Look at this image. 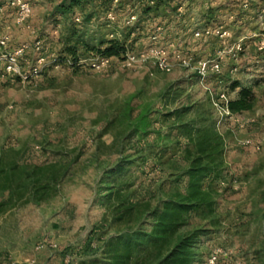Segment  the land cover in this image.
I'll use <instances>...</instances> for the list:
<instances>
[{"label": "rangeland", "instance_id": "1", "mask_svg": "<svg viewBox=\"0 0 264 264\" xmlns=\"http://www.w3.org/2000/svg\"><path fill=\"white\" fill-rule=\"evenodd\" d=\"M25 1L30 16L23 26L14 24L12 10L0 14V38L8 37V50L28 46L21 59L24 72L39 58L46 65L28 82L0 79L3 261L108 264L109 240L136 230L149 234L146 214L159 190L164 197L174 192V176L186 168L177 120L163 115L192 105L211 110L224 139V163L209 189L212 215H185L177 236L202 231L193 264H209L211 256L214 264H264V53L258 51L264 0H175L166 8L169 15L160 13L158 20L142 14L139 0H120L113 23L107 14L116 11L114 2L104 11L97 7L86 22L91 5L59 16L54 8L62 0ZM130 13L135 20L126 25ZM203 28L227 30L230 37L194 39L192 32ZM72 29L76 37L68 42ZM157 30L155 43L150 37ZM115 35L125 53L173 44L194 63L243 40L238 58H224L221 73L204 85L213 98L224 92L229 101L249 88L251 110L221 117L192 70L175 66L164 74L150 64L126 62L125 53L96 69L92 64L101 58L96 53L79 48L74 63L66 51L77 37L96 46ZM119 191L127 195L123 209L135 207L121 222L115 221ZM45 241L56 248L45 244L37 250ZM148 248L136 245L129 264H155L167 251L163 246L153 255Z\"/></svg>", "mask_w": 264, "mask_h": 264}, {"label": "trees", "instance_id": "2", "mask_svg": "<svg viewBox=\"0 0 264 264\" xmlns=\"http://www.w3.org/2000/svg\"><path fill=\"white\" fill-rule=\"evenodd\" d=\"M115 0H62L54 8V14L67 16L73 13L75 8L86 5L92 6V11L87 15L85 21H91L96 15V8L102 11L112 6ZM143 3L141 12L144 16L153 15L152 20H158L161 14H167V7L175 0H139ZM7 0H0V8L4 11L10 9L6 6ZM121 6L120 0H116L115 16ZM3 11V12H4ZM161 13V14H160ZM134 14V13H133ZM132 13L127 16L133 15ZM135 16V15H134ZM117 18V16H116ZM76 37V30H71L68 39L72 41ZM81 48L84 53H96V56L106 59L121 57L125 52L122 43L115 35L106 40H100L98 44L91 45L89 42L77 37L72 46H67L66 51L72 55L75 63L76 52ZM234 83L232 88H237ZM254 102V96L249 88H241L237 98L228 102L231 114H241L250 111ZM193 114V118L184 121V117ZM165 118L177 120V130L183 139V157L186 168L174 176L176 190L165 193L162 190L157 198L154 208L146 214L150 221L149 234L139 231L123 232L107 243L108 264H129L132 255L136 251V245H147L152 248L153 255L163 246L167 251L159 255L155 264H193L196 255L197 239L202 231L195 230L189 235L177 236L180 227L184 224V217L188 214L201 215L206 219L212 215L215 202L211 198L209 189L212 182L220 179L224 163V139L215 128V119L211 110L192 105L180 106L163 115ZM138 133L139 129L136 130ZM210 181L204 186V182ZM182 185L179 189L178 186ZM117 210L120 216L115 221L121 222L135 209L126 206L127 195L123 196L120 191L116 195ZM216 223V222H215ZM214 223V224H215ZM149 239V240H148Z\"/></svg>", "mask_w": 264, "mask_h": 264}, {"label": "built area", "instance_id": "3", "mask_svg": "<svg viewBox=\"0 0 264 264\" xmlns=\"http://www.w3.org/2000/svg\"><path fill=\"white\" fill-rule=\"evenodd\" d=\"M114 3H116V0ZM6 6L8 9L14 12V24L17 26H23L30 16L29 4L25 0H7ZM244 7L246 6L244 5ZM3 11L4 10L0 8V14L3 13ZM107 19L111 23L116 21V17L112 12L107 14ZM134 20L135 16L130 15L125 18V23L126 25H129ZM76 21H78V19H76ZM156 33L157 34H153L150 37V39L155 43L158 41L160 35L158 30ZM192 36L194 39H207L210 37H215L221 41H226L230 37V32L223 29L203 28L196 31L194 30L192 32ZM242 41L243 40H237L228 47L216 52L212 59H202L195 63L192 61L191 57L179 52L173 44H170L169 46L155 44L138 54L125 53V61L128 63L142 62L150 64L156 70L164 74L170 73L175 66L190 71L192 70L196 74L200 84L204 87V84L211 75H219L221 73V64L224 58L229 57L234 61L238 58V55L243 51ZM36 46L38 50V43ZM8 47V37L0 38V79H3L7 76H15L23 82H28L40 75L41 70L46 65L44 58H39L33 66H30L29 69L24 72L21 66V59L28 49V46L23 44L14 48L13 50H8ZM258 51L264 53V38L259 44ZM108 61L109 59L106 58L96 59V61L92 64V67L99 69L100 67L107 64ZM204 88L209 93L212 107L219 113V115L221 117L224 115L226 117H231L232 114L228 109L229 100L226 94L224 92L218 93L213 98L210 90L206 86ZM45 244L52 249L56 248L55 244L45 241L37 246V250L42 249ZM215 261L216 256H211L208 262L209 264H214ZM27 264L35 263L31 261Z\"/></svg>", "mask_w": 264, "mask_h": 264}, {"label": "crops", "instance_id": "4", "mask_svg": "<svg viewBox=\"0 0 264 264\" xmlns=\"http://www.w3.org/2000/svg\"><path fill=\"white\" fill-rule=\"evenodd\" d=\"M6 256H2V254L0 253V264H8L5 261H3L5 259Z\"/></svg>", "mask_w": 264, "mask_h": 264}]
</instances>
